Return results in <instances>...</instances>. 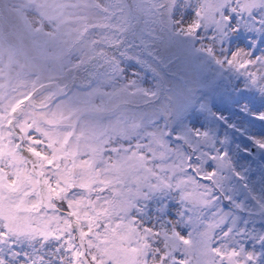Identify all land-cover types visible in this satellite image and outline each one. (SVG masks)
Listing matches in <instances>:
<instances>
[{"label": "snow or ice", "instance_id": "6c2138e0", "mask_svg": "<svg viewBox=\"0 0 264 264\" xmlns=\"http://www.w3.org/2000/svg\"><path fill=\"white\" fill-rule=\"evenodd\" d=\"M0 264H264V0H0Z\"/></svg>", "mask_w": 264, "mask_h": 264}]
</instances>
